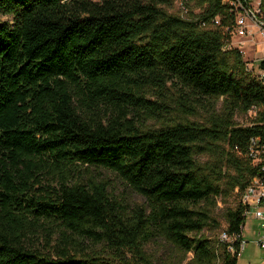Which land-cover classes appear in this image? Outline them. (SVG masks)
<instances>
[{
  "label": "trees",
  "instance_id": "1",
  "mask_svg": "<svg viewBox=\"0 0 264 264\" xmlns=\"http://www.w3.org/2000/svg\"><path fill=\"white\" fill-rule=\"evenodd\" d=\"M191 1L200 11L185 18L173 0H0V264H156V240L174 264L238 263L203 231L255 173L242 153L264 142V84L223 49L221 27L204 26L227 23V6ZM92 167L144 202L118 200ZM243 211L227 209L228 231L241 232ZM55 226V251L27 244ZM74 234L106 254L70 252Z\"/></svg>",
  "mask_w": 264,
  "mask_h": 264
},
{
  "label": "built area",
  "instance_id": "2",
  "mask_svg": "<svg viewBox=\"0 0 264 264\" xmlns=\"http://www.w3.org/2000/svg\"><path fill=\"white\" fill-rule=\"evenodd\" d=\"M221 1L227 6L228 14L225 15L227 23L223 22L222 16L217 15L211 23H204V26L221 27L223 33H226L223 49L235 48L239 50L246 69L257 76L264 84V0ZM259 53H261V56L257 57ZM257 110V107H253L244 114L249 119L247 124H250L257 115ZM235 149L236 152H242L238 146H235ZM242 154L251 160L252 165L255 167V173L240 193L239 202L243 207L245 218L251 215L253 218L264 220V142L260 137H252L246 153ZM236 191L238 193L239 188ZM244 227L245 224L239 233L230 232L225 228L219 235V241L225 243L228 252L232 256H237V258L246 248L248 242L244 240ZM256 244L264 249V227ZM259 264H264V262Z\"/></svg>",
  "mask_w": 264,
  "mask_h": 264
},
{
  "label": "rangeland",
  "instance_id": "3",
  "mask_svg": "<svg viewBox=\"0 0 264 264\" xmlns=\"http://www.w3.org/2000/svg\"><path fill=\"white\" fill-rule=\"evenodd\" d=\"M167 9L170 13L175 15H180L182 17H189L190 15L197 14L200 11L199 4L196 1L191 0H173L171 6H167ZM5 20L10 19L8 16L3 17ZM254 55V54H252ZM261 53L257 54V57H260ZM259 69V68H258ZM257 69V71H258ZM175 100L177 99V94L172 96ZM221 101L218 102V107L220 106ZM210 109L209 104L206 107H201L198 109L197 115L191 118H197L203 121L207 117V110ZM175 113V112H174ZM236 121L239 124H247L249 119L243 114L239 113L236 116ZM150 125H159L157 120L148 121ZM207 156H204L203 159H206ZM95 175H100L105 179L109 180L110 191L116 196L118 200H123L124 203H129L131 205L141 204L144 202V198L134 192L126 183L119 178L114 172H111L108 169L95 168L92 167ZM240 195L237 194L235 190L234 193L230 194L227 197H222L218 199L217 205L213 209V215L218 220V226H210L204 229L203 233L213 240H219V235L221 231L227 228L228 223L225 219V213L228 208H234L237 206ZM264 227V220L253 218L251 215H248L245 218V227L243 230L244 240L248 241L246 248L241 252L237 258L239 264H259L264 262V249L257 246L256 241L261 237ZM55 232H53L52 237L45 235V232L42 229H37L26 238L27 244L31 248L39 249L41 251H55L57 245H63V242L56 234L58 227H54ZM55 233V234H54ZM75 241L72 244H69L67 247L72 253L78 255L92 254V253H102L106 254L104 249L106 245L99 243L91 237H81L78 235H73ZM148 253H150L158 263L161 261H166L167 264H174L171 260L169 261V256L173 252V248L167 242H162L161 240L152 241L146 247ZM192 255L189 254V257ZM185 260L181 264H186ZM169 262V263H168Z\"/></svg>",
  "mask_w": 264,
  "mask_h": 264
}]
</instances>
